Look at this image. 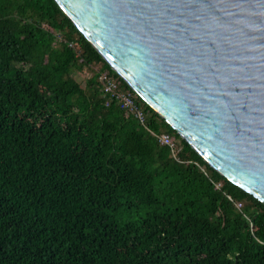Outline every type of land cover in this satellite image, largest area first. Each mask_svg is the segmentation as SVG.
<instances>
[{
	"label": "trees",
	"instance_id": "1",
	"mask_svg": "<svg viewBox=\"0 0 264 264\" xmlns=\"http://www.w3.org/2000/svg\"><path fill=\"white\" fill-rule=\"evenodd\" d=\"M0 264H264V202L207 163L56 0H0Z\"/></svg>",
	"mask_w": 264,
	"mask_h": 264
},
{
	"label": "water",
	"instance_id": "2",
	"mask_svg": "<svg viewBox=\"0 0 264 264\" xmlns=\"http://www.w3.org/2000/svg\"><path fill=\"white\" fill-rule=\"evenodd\" d=\"M214 169L264 202V0H56Z\"/></svg>",
	"mask_w": 264,
	"mask_h": 264
},
{
	"label": "built area",
	"instance_id": "3",
	"mask_svg": "<svg viewBox=\"0 0 264 264\" xmlns=\"http://www.w3.org/2000/svg\"><path fill=\"white\" fill-rule=\"evenodd\" d=\"M102 83L104 87V94L111 95L115 100L119 101L121 107L130 115L136 116L141 121L145 120V113L143 109L138 105L135 97L131 93H127L119 88V85L117 82L108 80L103 76ZM159 142L162 145H169L174 150H181V148L178 147L176 142H174L170 135L164 134L159 138ZM242 204H239V207H241Z\"/></svg>",
	"mask_w": 264,
	"mask_h": 264
},
{
	"label": "rangeland",
	"instance_id": "4",
	"mask_svg": "<svg viewBox=\"0 0 264 264\" xmlns=\"http://www.w3.org/2000/svg\"><path fill=\"white\" fill-rule=\"evenodd\" d=\"M88 76H89L88 74L77 73V74H76V79H77L79 82H83V81H85V79H87Z\"/></svg>",
	"mask_w": 264,
	"mask_h": 264
}]
</instances>
